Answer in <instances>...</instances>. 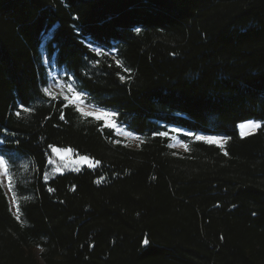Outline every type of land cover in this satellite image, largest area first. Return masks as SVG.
<instances>
[{
  "label": "trees",
  "instance_id": "16d2710c",
  "mask_svg": "<svg viewBox=\"0 0 264 264\" xmlns=\"http://www.w3.org/2000/svg\"><path fill=\"white\" fill-rule=\"evenodd\" d=\"M0 140V264H264V0H0ZM53 147L95 165L45 181Z\"/></svg>",
  "mask_w": 264,
  "mask_h": 264
},
{
  "label": "rangeland",
  "instance_id": "374dc122",
  "mask_svg": "<svg viewBox=\"0 0 264 264\" xmlns=\"http://www.w3.org/2000/svg\"><path fill=\"white\" fill-rule=\"evenodd\" d=\"M44 40L46 38V35L43 36ZM94 50L96 48H93ZM97 50V49H96ZM60 84V85H64L63 87H57L56 85ZM67 85H71L68 79H65V74L63 72H59L57 73L54 69L53 66H49V74H48V85L47 87L49 88V93L47 94L50 97H56L57 95L63 97L65 99V97H68L67 100H69L71 103H73L74 105H76L78 108H80L82 110V112L84 113H93L94 115H90L94 118H96L95 114H99L101 112H107V111H103L100 109H97L93 106L87 105L85 104L83 98V102L74 99L73 97L75 96V91H69ZM72 86V85H71ZM73 89V88H72ZM104 123V125H106L109 120H111L112 122H115L114 120V116L113 117H108V118H104L101 117V119ZM249 122V121H248ZM248 122L245 123H241V124H247ZM117 125V124H116ZM240 125V124H239ZM238 125V131L241 134V129ZM118 128L121 129V132H117L115 129V133L120 136L121 138H123L125 140V142L127 143V145L131 146V147H138L140 144V137H138L135 134H132L130 136L128 135H124V132H127L123 127L117 125ZM172 129L174 128H167L166 131L169 133V135L167 136L170 140V145L171 147L179 152L185 151L186 148L184 147V145H186V143L181 139V136H186V137H190L193 140L195 139L196 135H201V134H193L192 136H188L186 135L185 131H176L173 132ZM256 129L254 130H250L249 128H245L243 129L245 135L247 134H251L253 132H255ZM205 136V135H203ZM225 143V142H224ZM216 145V144H214ZM219 146V145H217ZM56 148L57 151L53 152L52 149ZM51 149L50 155L48 156L47 162H48V167L44 173V180L47 181L49 180L51 177L58 175V174H62L64 172H68V171H76L78 169H80L83 166H88V167H92L95 165V161L91 158L88 157L87 160H83L81 159V157H87V156H74L73 152L70 148H57V147H53ZM24 166L26 168V163H24ZM8 175L6 176L4 173V170L2 167H0V184L7 196L9 205H10V210L11 212L14 214V216L18 217V213H17V208H16V201L15 198L13 196L12 190H11V186L9 185V179H8Z\"/></svg>",
  "mask_w": 264,
  "mask_h": 264
},
{
  "label": "snow or ice",
  "instance_id": "6c2138e0",
  "mask_svg": "<svg viewBox=\"0 0 264 264\" xmlns=\"http://www.w3.org/2000/svg\"><path fill=\"white\" fill-rule=\"evenodd\" d=\"M137 31H139V29H137ZM97 52H99V49H97ZM121 79L123 80L124 77L121 76ZM56 86L57 87H63L64 85L57 84ZM67 87H68L69 91H73L71 85H67ZM43 92L45 94H48L49 93V88L48 87H44L43 88ZM82 96H83V93L82 92L76 91V94H75V96L73 98L76 99V100H79V101L83 102ZM65 99H68V97H65ZM21 107H22L23 111H29V109L23 107V105ZM84 114L85 115H94L93 113H84ZM16 115L19 116L20 115V112H17ZM95 115H96V118L97 119H101V117H104V118L113 117V116L116 115V112H114V111H111V112H101V113L95 114ZM63 118H64L63 115H61V119H63ZM106 127L113 128L117 132H121V129L118 128L117 125L114 122H112L111 120H109V122L106 124ZM239 127L242 130L241 131V136H244L245 133H244L243 129H245L246 127L249 128L250 130L258 129V128L261 127V124L260 123H257V122L249 121L247 124H240ZM172 131L173 132H176V131H178V129H175L174 128V129H172ZM123 134L124 135H128V136L131 135L130 132H124ZM158 135L160 137H167L169 135V133L167 131H160L158 133ZM186 135L192 136L193 133L188 132V133H186ZM195 139L197 141H204V142H206L208 144H216V145H219L221 148H223V145H224V142H225V138L222 137V136H203V135H196L195 136ZM2 143H4V141L0 140V144H2ZM169 146L171 147V145H169ZM184 147L187 149V145H184ZM52 151L53 152H56L57 149L56 148H53ZM225 155H227L226 152H225ZM81 159L87 160L88 157H81ZM11 163H12V157L11 156L7 155L6 152L5 153H0V167L3 168L4 173H5L6 176L8 175V171H9V168L11 166ZM8 179H9V185L11 186V180H12V178L9 176ZM51 190L52 189H49V191H51ZM17 211H19V207L17 208ZM145 243L147 244L148 241H145Z\"/></svg>",
  "mask_w": 264,
  "mask_h": 264
},
{
  "label": "bare ground",
  "instance_id": "6f19581e",
  "mask_svg": "<svg viewBox=\"0 0 264 264\" xmlns=\"http://www.w3.org/2000/svg\"><path fill=\"white\" fill-rule=\"evenodd\" d=\"M250 121H252V120H250Z\"/></svg>",
  "mask_w": 264,
  "mask_h": 264
}]
</instances>
